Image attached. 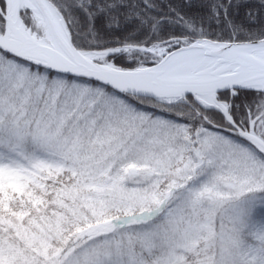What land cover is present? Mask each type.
Here are the masks:
<instances>
[{
	"label": "snow or ice",
	"instance_id": "1",
	"mask_svg": "<svg viewBox=\"0 0 264 264\" xmlns=\"http://www.w3.org/2000/svg\"><path fill=\"white\" fill-rule=\"evenodd\" d=\"M0 264H264V0H0Z\"/></svg>",
	"mask_w": 264,
	"mask_h": 264
}]
</instances>
